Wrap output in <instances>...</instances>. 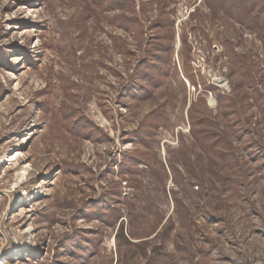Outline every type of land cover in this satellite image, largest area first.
Masks as SVG:
<instances>
[{"label": "rangeland", "instance_id": "rangeland-1", "mask_svg": "<svg viewBox=\"0 0 264 264\" xmlns=\"http://www.w3.org/2000/svg\"><path fill=\"white\" fill-rule=\"evenodd\" d=\"M0 264H264V0H0Z\"/></svg>", "mask_w": 264, "mask_h": 264}, {"label": "bare ground", "instance_id": "bare-ground-1", "mask_svg": "<svg viewBox=\"0 0 264 264\" xmlns=\"http://www.w3.org/2000/svg\"><path fill=\"white\" fill-rule=\"evenodd\" d=\"M221 82H222V81H221ZM221 82L218 81V83L220 84V87H223L224 85L221 84ZM217 87H218V86H217ZM220 87H219V88H220ZM24 233H27V232L25 231ZM17 251H18V249H17Z\"/></svg>", "mask_w": 264, "mask_h": 264}, {"label": "trees", "instance_id": "trees-1", "mask_svg": "<svg viewBox=\"0 0 264 264\" xmlns=\"http://www.w3.org/2000/svg\"><path fill=\"white\" fill-rule=\"evenodd\" d=\"M137 20V19H136Z\"/></svg>", "mask_w": 264, "mask_h": 264}]
</instances>
